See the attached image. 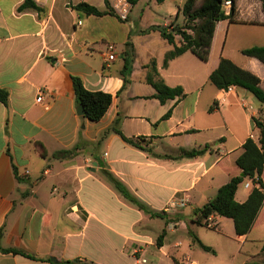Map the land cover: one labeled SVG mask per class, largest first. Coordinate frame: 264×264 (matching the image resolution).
Returning <instances> with one entry per match:
<instances>
[{
    "label": "crops",
    "instance_id": "obj_1",
    "mask_svg": "<svg viewBox=\"0 0 264 264\" xmlns=\"http://www.w3.org/2000/svg\"><path fill=\"white\" fill-rule=\"evenodd\" d=\"M34 1L42 10H20L24 0H0V90L7 93L6 102L0 101V264L264 263V205L246 234L236 235L230 223L231 234L224 232L226 239L218 244L221 258L217 250L208 256L192 238L214 247L200 233L194 211L240 175L235 160L242 144L247 137L258 139L251 116L264 114V103L245 111L248 91L235 88L222 97L209 74L223 56L256 74L264 89V64L241 52L264 46L261 2L235 0L232 36L230 23L218 22L207 61L185 51L163 66L173 45L158 30H143L173 20L182 24L179 4L171 10L173 20L141 29L130 15L122 21L115 14L97 16L75 8L88 2L104 10V0ZM108 44L115 47L112 60L106 55ZM126 49L133 61L124 84ZM152 60L168 86L183 88V98L161 103L154 97L156 90L145 81V65ZM73 76L89 91L111 94L101 119L76 112ZM39 91L42 102L36 101ZM239 107L244 110L237 129L234 109ZM168 110L170 116L162 119ZM116 119L122 134L138 146L111 129ZM229 138L236 144L227 146ZM206 144L210 148L201 155L180 156L182 149ZM66 149L73 154L61 153ZM108 173L164 216L139 209L113 186ZM261 178L264 182V170ZM250 179L238 186V202L246 200ZM174 197L187 202L166 211ZM224 218L212 214L208 220L222 230ZM9 248L20 252L3 250Z\"/></svg>",
    "mask_w": 264,
    "mask_h": 264
},
{
    "label": "trees",
    "instance_id": "obj_2",
    "mask_svg": "<svg viewBox=\"0 0 264 264\" xmlns=\"http://www.w3.org/2000/svg\"><path fill=\"white\" fill-rule=\"evenodd\" d=\"M106 8L104 10L98 9L96 6L88 2H80L75 8L86 14L102 16L105 14H114L109 0H104ZM131 5L136 4L139 0H128ZM158 3L164 0H156ZM229 14H225L222 8L223 0H185L181 7V12L184 16L182 24L171 21L169 25H151L148 29L143 30H158L160 35L173 48L165 53L163 66H167L168 62L181 55L185 51H191L198 58L207 61L209 48L214 36L216 24L220 21L227 20L229 23L234 20L235 15V0ZM261 1L262 10L264 12V0ZM25 8H32L42 10V7L37 5L34 0H24L20 6V10ZM241 52L244 55L254 57L264 64V46L252 45L243 48ZM133 53L129 50L124 51V65L122 69V77L124 84L128 82V77L132 69ZM148 68L145 81L152 85L156 90L155 98L161 103H165L170 99H181L185 96L184 90L180 85L168 86L163 78L160 76L156 67L155 60L150 61L145 65ZM209 81L218 89H223L229 85L235 88H242L253 94V96L261 103H264V89L260 85V78L251 71L241 68L235 64L231 59L221 56L217 67L209 74ZM72 88L75 99L78 104H81L85 110V116L93 121L102 118L108 106L111 104L112 96L110 93L103 91H89L87 90L77 76L72 77ZM7 93L0 90V101L6 102ZM211 109V107H210ZM209 109V110H210ZM171 110H168L162 119L168 118ZM251 123L259 131L257 141L251 137H247L242 144L243 151L236 158L235 164L241 170L240 175L232 176L226 183L221 185L215 196L203 206L194 211V222L204 224L207 226V218L214 214L222 217L230 218L233 221L234 231L236 235L246 234L253 226L260 210L264 205V182L261 175L264 170V114L261 113L258 117L251 116ZM118 119L114 121L111 129L119 133L123 140L131 144H138L131 138L125 137L117 127ZM142 139V138H140ZM210 148L209 144L201 148H193L190 150L182 149L180 156L194 157L203 154ZM61 153L70 155L73 150H62ZM167 156V155H165ZM168 157H170L168 155ZM109 181L113 186L130 202L135 204L139 209L148 213L150 216H164V211H155L148 207L145 203L136 198L125 185L115 178L110 173L107 174ZM17 179H19L16 176ZM245 178L253 179V184L250 192L243 202H238L235 199V193L238 186ZM158 235L156 244H162L163 233ZM193 241L197 242L199 246L211 251V247L203 244L195 235L192 236ZM4 251H11L18 253L17 249L9 248ZM65 264H77L71 261H64ZM247 264H264L259 262H249Z\"/></svg>",
    "mask_w": 264,
    "mask_h": 264
},
{
    "label": "rangeland",
    "instance_id": "obj_3",
    "mask_svg": "<svg viewBox=\"0 0 264 264\" xmlns=\"http://www.w3.org/2000/svg\"><path fill=\"white\" fill-rule=\"evenodd\" d=\"M257 2H261L260 0H256ZM185 2V0H165L162 3H158L156 0H139L136 4L132 5L131 10H130V17L131 19H133L135 21V23L138 24V27L143 29L147 26V24H150L152 22H158L163 23L164 21H170L173 20L175 18V14H170L172 9H177V4L180 5V13H179V18L178 21L182 22L183 20V14L181 12V7L183 5V3ZM229 23V22H228ZM169 25V24H168ZM242 29H245L244 26H241ZM240 29V28H239ZM246 29H248V31H251L250 27H247ZM229 31V35L232 36V22H230V27L228 29ZM227 29L225 30V28L223 29V32L220 33L221 37L225 36ZM238 33H240L241 35V31L237 30ZM235 46V45H233ZM229 47L230 49H232V38H230V43H229ZM248 94H246V96L244 97V100H246L247 102V108H245V111L248 112H252L253 110H255L259 105L263 104L261 102H259L254 96L253 94H251L250 92H247ZM234 108V107H233ZM232 108V109H233ZM235 111H237L238 114V120H237V124L234 127H236L237 129L240 127L241 122H240V115L243 113V108L239 107L238 109H234ZM263 114V113H262ZM260 115V114H259ZM258 115V116H259ZM233 127V126H232ZM226 134H229L228 132ZM228 137H230V135H227ZM229 144L235 145V140L232 138H229V142L227 144V146H229ZM225 222V226L223 227L222 230H220L218 228H210L211 226H206L204 224L202 225H198L199 227V231L202 234V236L208 240L209 242H212L214 247H211V251H206L205 253L208 254V256H211L215 253L214 250H217V257H220L224 254V252L222 251V249H220L221 247H218L219 243L222 241H225V234H231L228 232V227L232 223V220L230 218H224L223 220ZM159 223L162 224V220L159 219ZM225 230V231H223ZM232 232V231H231ZM190 233V232H189ZM190 237V236H188ZM188 237H186L185 240L188 239ZM227 241V240H226ZM216 248V249H215Z\"/></svg>",
    "mask_w": 264,
    "mask_h": 264
},
{
    "label": "built area",
    "instance_id": "obj_4",
    "mask_svg": "<svg viewBox=\"0 0 264 264\" xmlns=\"http://www.w3.org/2000/svg\"><path fill=\"white\" fill-rule=\"evenodd\" d=\"M110 6L114 12V14L122 21L127 20L128 15L131 10V3L128 0H109ZM233 1L232 0H223L222 2V8L225 12V14H229L231 7H232ZM114 45L113 44H108L107 45V58L112 60L114 58ZM235 87L233 85H229L226 88L221 89L222 91V97H224L228 93H232L234 91ZM43 93L42 91H39L36 101L37 102H42L43 101ZM243 107H247V104L245 101L242 102ZM251 180V179H250ZM253 180V179H252ZM245 187L250 186V182H245L244 183ZM187 202L186 197L178 198L174 197L166 206L165 210L166 211H171L172 209L178 208V207H183ZM209 217L207 218V225L208 226H215L216 223H212L208 220Z\"/></svg>",
    "mask_w": 264,
    "mask_h": 264
},
{
    "label": "water",
    "instance_id": "obj_5",
    "mask_svg": "<svg viewBox=\"0 0 264 264\" xmlns=\"http://www.w3.org/2000/svg\"><path fill=\"white\" fill-rule=\"evenodd\" d=\"M76 112L78 114H85V110H84V108H83V106L81 104H78ZM51 259L54 260V258H51Z\"/></svg>",
    "mask_w": 264,
    "mask_h": 264
}]
</instances>
